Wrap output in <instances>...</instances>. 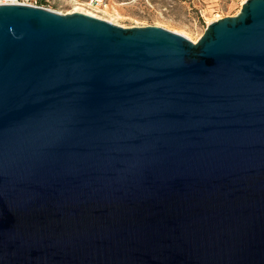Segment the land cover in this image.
<instances>
[{"label":"water","instance_id":"obj_1","mask_svg":"<svg viewBox=\"0 0 264 264\" xmlns=\"http://www.w3.org/2000/svg\"><path fill=\"white\" fill-rule=\"evenodd\" d=\"M0 264H264V0L196 42L0 5Z\"/></svg>","mask_w":264,"mask_h":264},{"label":"rangeland","instance_id":"obj_2","mask_svg":"<svg viewBox=\"0 0 264 264\" xmlns=\"http://www.w3.org/2000/svg\"><path fill=\"white\" fill-rule=\"evenodd\" d=\"M247 0H89L58 2L61 13L90 12L122 27L155 25L179 33L194 42L218 19L237 15Z\"/></svg>","mask_w":264,"mask_h":264},{"label":"built area","instance_id":"obj_3","mask_svg":"<svg viewBox=\"0 0 264 264\" xmlns=\"http://www.w3.org/2000/svg\"><path fill=\"white\" fill-rule=\"evenodd\" d=\"M67 2V1H73V0H12V2L9 3H3V4H24V5H32V6H38L45 9L56 11L53 7L58 2ZM104 0H89V4L93 5H100L102 4ZM2 5V4H0Z\"/></svg>","mask_w":264,"mask_h":264},{"label":"clouds","instance_id":"obj_4","mask_svg":"<svg viewBox=\"0 0 264 264\" xmlns=\"http://www.w3.org/2000/svg\"><path fill=\"white\" fill-rule=\"evenodd\" d=\"M9 2H12V0H0V4L9 3Z\"/></svg>","mask_w":264,"mask_h":264},{"label":"bare ground","instance_id":"obj_5","mask_svg":"<svg viewBox=\"0 0 264 264\" xmlns=\"http://www.w3.org/2000/svg\"><path fill=\"white\" fill-rule=\"evenodd\" d=\"M75 11H79V10H75ZM84 13H87V14L92 15V16H95V17L97 16L96 14H93V13H90V12H84Z\"/></svg>","mask_w":264,"mask_h":264}]
</instances>
